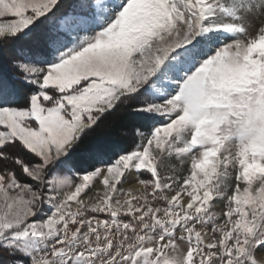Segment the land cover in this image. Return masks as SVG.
Wrapping results in <instances>:
<instances>
[{"label":"snow or ice","instance_id":"snow-or-ice-1","mask_svg":"<svg viewBox=\"0 0 264 264\" xmlns=\"http://www.w3.org/2000/svg\"><path fill=\"white\" fill-rule=\"evenodd\" d=\"M9 48L6 264H264V0H0Z\"/></svg>","mask_w":264,"mask_h":264},{"label":"trees","instance_id":"trees-1","mask_svg":"<svg viewBox=\"0 0 264 264\" xmlns=\"http://www.w3.org/2000/svg\"><path fill=\"white\" fill-rule=\"evenodd\" d=\"M9 51L3 52L2 58H0V70L3 69L4 65L6 64L8 57H9ZM10 72L14 73V70L9 68ZM117 115H120L119 113ZM103 141H109L114 145H119L122 148L130 149L131 143L130 141L119 135L118 133H115L114 130L111 128V126L108 124L107 121L101 122L100 126L95 129L94 132H90L85 138L83 143L84 144H91L96 142H103ZM7 257L0 255V264H6Z\"/></svg>","mask_w":264,"mask_h":264},{"label":"rangeland","instance_id":"rangeland-1","mask_svg":"<svg viewBox=\"0 0 264 264\" xmlns=\"http://www.w3.org/2000/svg\"><path fill=\"white\" fill-rule=\"evenodd\" d=\"M7 51H8V49H6V50L4 51V53L7 52Z\"/></svg>","mask_w":264,"mask_h":264}]
</instances>
